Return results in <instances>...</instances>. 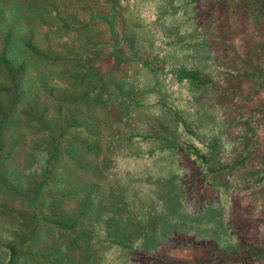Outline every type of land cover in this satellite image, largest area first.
I'll list each match as a JSON object with an SVG mask.
<instances>
[{"label": "rangeland", "instance_id": "rangeland-1", "mask_svg": "<svg viewBox=\"0 0 264 264\" xmlns=\"http://www.w3.org/2000/svg\"><path fill=\"white\" fill-rule=\"evenodd\" d=\"M20 1L21 9L27 8L26 21L34 24L36 40L43 47L56 48L65 39V35L59 37L66 32L63 20L74 6L84 4L100 13L93 14L91 21L96 36L118 40L117 50L125 57L110 45L102 46L93 68L134 86L141 102L124 110L108 103L92 109L106 155L127 140L117 118L133 122L134 110L140 111L150 126L162 122L167 132L159 135L152 129V133L161 138L158 144L162 140L169 144L154 160L164 164L162 180L150 184L145 195L137 180L127 178L137 172L128 162L116 160L118 174L109 175L100 170L101 163L92 152L83 158L90 172L81 180L84 172L61 159L58 170L71 185L78 184L79 192L98 184L95 202L101 213L92 216L90 226H82L87 233L84 239L38 224L40 230L33 235L31 248L42 253L60 248L57 254L64 264H264V0H158L161 25L155 22L146 28L143 8L133 9L131 0H113L114 12L106 0ZM67 22L73 27L79 24L71 19ZM128 43L134 55L127 52ZM167 49L172 50L174 59L195 65L210 80L187 101L176 99L175 89L170 87L172 79L165 81L161 74H156L157 79L134 74L139 60L166 66ZM58 82L60 91L70 89L66 82ZM36 92L37 103L49 105L42 90ZM158 99L172 107L170 114L175 118L167 119L163 109L156 110L152 103ZM180 122L195 138L214 145V150L205 152L207 164L197 161L181 140ZM26 125L14 127L11 136H20L23 142L18 144L14 160L5 163L4 172L11 181L16 179L23 191L20 196L0 192V242L11 239L12 227L18 230L17 236L29 235L19 234L32 227L29 216L51 214L45 197L37 206L31 201L35 189L28 184L32 175L26 170L32 164L28 154H35L31 144L36 138L24 130ZM146 177L151 178V173ZM155 192L163 201L149 205ZM115 197L121 200V208H117ZM77 206L78 199H67L60 208L69 212L68 216ZM9 208L15 213L7 212ZM131 221L134 223L128 227ZM144 232L152 234L146 245L138 238L128 244L126 234ZM6 260L0 247V264ZM18 264L47 263L24 256Z\"/></svg>", "mask_w": 264, "mask_h": 264}, {"label": "trees", "instance_id": "trees-1", "mask_svg": "<svg viewBox=\"0 0 264 264\" xmlns=\"http://www.w3.org/2000/svg\"><path fill=\"white\" fill-rule=\"evenodd\" d=\"M158 2V0L130 1L133 9L143 8L145 28L155 22L161 25L162 17L158 16L159 10L156 9ZM21 3L20 0H0V192L17 196L22 194L23 190L19 189L17 180L8 179L4 169L5 163L8 165L14 160L16 148L23 142L20 136L11 139L14 127L27 124L24 130L31 131L33 138H36L31 144L35 154H28L32 164L26 170L32 175L28 184L35 189L31 201L37 206L40 198L45 197L43 200L49 201L51 214L42 216L37 213L32 217L29 216L32 227L19 233L29 235L17 236L18 230L12 227L11 233L9 232L12 234L11 239L0 242V247L7 254L5 264H18V260L24 256L44 260L47 264H64V260L57 254L60 248L52 253L50 250L42 253L31 248L33 235L40 230L38 226L42 223L47 224L58 233L72 234L76 239H84L87 233L82 230V226L85 224L90 226L92 216L94 218L101 212L95 202V195L99 190L98 184L88 185L85 191L79 192L78 184L71 185V180H65L67 177L58 170L61 159L64 158L76 169L84 172L81 180L90 172L83 158L92 152L94 157L97 155L99 164L101 163L100 170L109 175L118 174V171L114 170L116 160L117 163L128 162L132 165V170H137L135 172L137 176L127 175V178L133 177L137 180L136 184L143 188L142 193L145 195L150 184L162 180L161 175L164 170L161 168L164 164L154 160L169 147L164 140L158 144L161 138L152 133V129L162 135L164 131L167 132V128L160 121L150 126L149 121L144 118L145 116H140L138 110L133 111V122L119 116L117 119L122 126V132L126 133L127 140L111 148L106 155L100 145L97 124L93 122L92 109L97 104L108 103L124 110L141 102L134 86L124 85L118 76L102 74L93 68V61L98 57L97 50L102 46L110 45L111 50L120 53L117 50L118 40L96 36L91 21L93 14L98 16L100 13L90 5L84 4L82 7L74 6L68 18L63 20L61 26L66 32L59 37L65 35V39L61 40L56 48H52V45L43 47L36 40L34 24L26 21L27 8L21 9ZM106 4H109L114 12L113 0H106ZM114 15L113 13L112 18ZM104 17L106 19L105 14ZM69 19L75 24L79 23L78 26L70 25L67 22ZM39 21L42 23V20ZM109 31L112 36L110 28ZM131 47V43H128L126 50L134 55L130 50ZM164 54L168 62L166 66L161 67L155 61L139 60L134 74L141 72L145 76H157L156 79L159 78L156 74H161L165 81L172 79L173 83L170 87L175 89L174 96L179 102L187 101L199 88L210 83L209 78L203 76L195 65L180 58L174 59L172 50L167 49ZM126 58L130 59V56ZM59 80L66 82L70 89L60 91ZM37 89H41L47 96L49 105L41 106L37 103L34 94L37 93ZM152 105L157 107L156 110L163 109L167 119L175 118L174 114H170L169 109L172 107L166 106L165 101L158 99ZM51 107L53 112L48 111ZM180 124L183 136L181 140L183 139L191 155L201 164H207L205 152L214 150V145L195 138L184 122ZM149 144L156 146L149 148L147 147ZM157 149H160L159 152ZM150 159L153 161L149 164ZM167 166L168 164H165V167ZM98 169L99 167L91 171L95 172ZM126 170L130 171L128 168ZM148 173H151V178L146 177ZM67 199H78L77 209L68 216L66 214L69 212L60 208ZM113 200L116 201L117 208L122 207L119 198L115 197ZM154 201L158 203L163 201L158 192L151 194L148 204L152 205ZM15 211L14 208L7 209L9 213L14 214ZM56 212L57 216H55ZM100 222L103 224L102 220ZM133 223L131 221L128 227ZM110 226L116 229L118 227L115 224ZM151 235L146 232L126 234L128 244H133L138 238L142 245H146L148 240H151L148 239L152 238ZM71 242L74 244L76 241L72 239ZM101 251V248L98 249L94 257H98Z\"/></svg>", "mask_w": 264, "mask_h": 264}]
</instances>
